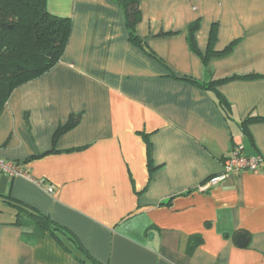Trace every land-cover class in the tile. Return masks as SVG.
Wrapping results in <instances>:
<instances>
[{
	"label": "crops",
	"instance_id": "crops-1",
	"mask_svg": "<svg viewBox=\"0 0 264 264\" xmlns=\"http://www.w3.org/2000/svg\"><path fill=\"white\" fill-rule=\"evenodd\" d=\"M137 5L142 46L118 0H47L72 29L0 112L34 179L0 173V264H264V162L199 190L234 146L264 157V0Z\"/></svg>",
	"mask_w": 264,
	"mask_h": 264
},
{
	"label": "trees",
	"instance_id": "trees-1",
	"mask_svg": "<svg viewBox=\"0 0 264 264\" xmlns=\"http://www.w3.org/2000/svg\"><path fill=\"white\" fill-rule=\"evenodd\" d=\"M118 2L125 9L132 41L141 45L134 30L139 17L137 0ZM71 29V19L51 14L47 0H0V112L16 87L42 75L60 60ZM77 121L72 118L66 127ZM20 205L44 230L58 227L47 216ZM25 221L18 214L17 222Z\"/></svg>",
	"mask_w": 264,
	"mask_h": 264
},
{
	"label": "built area",
	"instance_id": "built-area-1",
	"mask_svg": "<svg viewBox=\"0 0 264 264\" xmlns=\"http://www.w3.org/2000/svg\"><path fill=\"white\" fill-rule=\"evenodd\" d=\"M264 162V157L261 155L257 156H247L243 153V146L236 145L231 151V154L224 162L223 172L217 176L209 178L202 186H200V191H207L213 186H216L221 181H223L227 176L231 174H238L242 171H250L257 173ZM0 173L6 174L10 178L15 177H26L30 180H34L29 172L22 164L16 161L6 160L0 157ZM35 182L44 187L45 190L52 194L54 188L48 185L44 180H35Z\"/></svg>",
	"mask_w": 264,
	"mask_h": 264
},
{
	"label": "water",
	"instance_id": "water-1",
	"mask_svg": "<svg viewBox=\"0 0 264 264\" xmlns=\"http://www.w3.org/2000/svg\"><path fill=\"white\" fill-rule=\"evenodd\" d=\"M247 242H248V239H247V237L245 235L239 236V238H238V244L240 246H245L247 244Z\"/></svg>",
	"mask_w": 264,
	"mask_h": 264
}]
</instances>
